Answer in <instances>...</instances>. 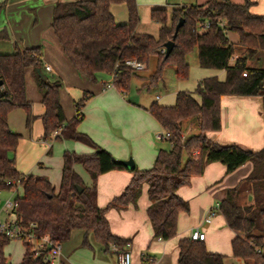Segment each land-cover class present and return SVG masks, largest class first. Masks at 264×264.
Masks as SVG:
<instances>
[{"label": "trees", "instance_id": "obj_1", "mask_svg": "<svg viewBox=\"0 0 264 264\" xmlns=\"http://www.w3.org/2000/svg\"><path fill=\"white\" fill-rule=\"evenodd\" d=\"M124 3L128 21L118 23L111 10L112 5ZM251 0L243 3L231 0H207L202 4L176 6L171 15L168 9L156 6L151 9V19L159 23V34L138 32L141 22L137 0H70L57 1L54 6L52 28L65 55L74 68L87 80L99 81L100 73L113 75V85L125 93L131 80L141 76L138 70L126 65V61L138 60L146 64L156 60L153 73L145 85L153 87L162 80L167 67H173L178 79L189 77L188 54L198 51L199 65L204 68L225 69L226 79L217 76L202 79L194 93L179 91L174 105L151 103L147 110L163 128L171 132L169 148H160L154 165L145 170L136 166L131 169L133 177L122 194L116 196L107 207L98 204V177L115 169L127 167L99 145L89 134L78 129L84 118V107L93 96L85 91L75 101L76 115L67 120L61 104L62 82L52 79L42 60V48L18 45L13 53H0V191L14 185L22 187V195L16 196L18 204L14 213L22 225L37 224L40 234H50L54 239L68 241L74 230L85 231V243L91 233L105 251L111 244L123 247L128 240L114 234L106 217L110 207H122L139 198L144 183L148 184L151 204L148 215L154 228V236L163 240L178 232L181 212H189L190 203L178 194L182 185L204 172L207 163L219 161L232 172L247 161H252V172L238 185L227 189L220 203V211L230 228L240 232L232 240V255L211 252L204 241L190 236L178 243L177 264H264V146L257 151L236 144L223 145L212 140L207 132L221 128L220 98L222 95H260L264 113V68L252 67L249 60L258 50L264 51V15L251 11ZM184 19L177 36L175 28ZM210 22L203 29L201 24ZM228 32L238 36V44L247 47V53L232 64L234 42ZM8 34L0 32V39ZM175 44L169 55L163 52L166 42ZM32 69L36 85L42 94L45 107L40 116L44 126L42 138L53 139V133L61 130L56 139L68 138L91 146L94 152L76 153L65 151L62 179L59 190L49 178L20 172L11 156L15 152L21 134L11 129L9 114L16 108L27 112V127L34 118L32 103L26 93V72ZM40 69L44 77L38 73ZM246 72V74H244ZM195 118L199 131L183 137V121ZM186 160L184 161V158ZM80 163L90 174L92 184L85 185L74 169ZM10 182V183H8ZM250 186L252 200L241 202L244 185ZM82 190H79V187ZM11 239L0 233V264H7L5 246ZM154 257L145 252L142 264H154ZM18 264H40L25 245L23 260Z\"/></svg>", "mask_w": 264, "mask_h": 264}, {"label": "crops", "instance_id": "obj_2", "mask_svg": "<svg viewBox=\"0 0 264 264\" xmlns=\"http://www.w3.org/2000/svg\"><path fill=\"white\" fill-rule=\"evenodd\" d=\"M28 1L31 4H35L38 2L44 3L49 0ZM50 1H52L55 5V3L60 0ZM251 1L254 2L251 6V11L256 14H264V0ZM3 2H6L8 5L7 11L11 10L12 12L17 13L25 10L24 7H21V4L27 2V0H0V3ZM235 2L243 3L245 0H236ZM155 3L157 2L151 3V6H162L167 9L168 7L174 8L176 6H189V4L185 3L184 0H167L165 5H162L159 2V5H154ZM192 4L193 3L190 5ZM115 5L116 4L112 5L111 10L116 21L118 23L127 22L128 10L126 9L124 11L122 8H117L119 10L118 19L113 8ZM19 17H17L18 20L15 17L10 18L11 25H13L12 28L14 29V34H12V36L14 39L24 40L27 46L31 44L29 46H40L42 48V60L44 67L47 65L51 66V69L46 71L51 75L50 77L52 79H59L62 82L60 99L65 116L69 119L74 117L76 115L75 101L82 98L85 91L93 92V96L84 107V118L80 122L78 129L89 134L99 145L108 149L117 159L126 160L130 157H134L135 166L138 169L145 170L151 168L157 158L159 149L162 148L158 142L161 140L156 138V133L162 130L163 127L147 110V107L145 105L129 101L125 93L121 92L115 86L109 85L110 82L104 81V73L99 74V81L96 83L83 77L74 68L68 57L65 55L58 39L56 40V38L50 37V42L46 43L44 39L40 38V35L43 34L44 30L41 28V25L33 28L35 29L34 34L31 40L27 41V39L24 38L23 34L20 32L21 25L19 23L21 21V17L20 21ZM7 22L10 23L8 19ZM157 24L159 25V23ZM17 29H19V32H16ZM137 30L140 33H148L140 31V24ZM230 34L231 32L228 34L229 37ZM230 39L232 40L231 37ZM232 41L234 42L235 53L230 62L233 64L239 56L246 55L247 47L238 44V38L237 41ZM3 50L5 49L0 48V53H12L10 51L5 52ZM263 58L264 51L258 50L249 60V65L252 67L264 68V65H260V61ZM204 69L206 70L201 72L202 75H200L201 77L199 78L198 83L202 79L211 76H217L220 80L226 79L227 71L225 69ZM27 71L26 76L30 73V77H32V80H30L26 89L27 97L32 101V113L34 115L32 122H42L40 116L45 110L42 103V94L37 88L32 69H28ZM164 77L165 75H163L161 81L166 87L167 84ZM197 86L194 90L180 87V89L175 91V95L177 96L179 91H190L194 94L198 101H201V97L194 93ZM157 99L161 100L162 97L157 95ZM158 100L156 101L160 103ZM160 104L170 106L175 103L171 102L168 104ZM220 113L221 128L217 131L207 132L208 136L212 140L223 145L236 144L254 151L260 150L264 146V113L262 96L222 95L220 98ZM25 116H27V113L22 108L14 109L9 114L10 126L13 125V123L19 118L24 120ZM188 120L190 119L183 121V133H185V136L193 133L192 125H188L185 129ZM27 129H32V123L31 128L27 127ZM45 143L47 142L45 141ZM75 143L74 148L79 153L89 154L94 152V149L87 144L80 141H75ZM47 146L51 147L50 143H47ZM170 146L171 144L169 142V147ZM39 165H41V167L43 166L41 163H39ZM80 165L82 168H80ZM253 168V162L247 161L234 171L228 173L226 165L222 162H210L206 164L202 174L193 176L189 184L182 185L177 192L181 197L190 201V210L189 212H181L179 214L178 232L175 235H179L177 238L172 237L171 239L163 240L154 236V228L147 211L149 205L151 204V200L148 195V184L143 185L141 194L136 202L122 207H110L106 210V217L108 218L112 232L125 238L131 243L133 256L132 264H142V255L145 252L154 257V264H177L179 256V240L190 236L189 232H191L194 228V225L189 226L186 222H183V213L190 214L187 219L197 215L200 216V218H203L204 216L201 225L198 227H200L203 232L208 231L210 234L207 236L205 232L206 239L204 241L209 251L219 253L225 251L229 252L230 246L232 251V240L241 233L228 226L223 214L220 218H218L216 224L211 226L214 223V217L216 215V208H213L212 205L215 201H218L217 204H220L226 196L227 189L238 185L242 180L248 177ZM74 169L82 177L85 185L90 186L92 184L90 174L86 171L82 164L76 163L74 165ZM36 176L49 178L50 181L52 180L54 182V184L56 183V186L54 184L53 185L57 188V190H59L62 179V171L59 185L57 183L58 181L51 179L50 173L48 172H44V175ZM132 177L133 172L129 168L115 169L101 174L97 181L98 204L101 207H107L116 196L123 193L131 182ZM250 196V186L246 184L241 191L242 204L245 205L249 203L252 200L250 199ZM246 197L247 202H244L243 199ZM194 202L195 206L193 205ZM210 210H213L214 213L212 215L211 222L208 223L205 221V218L208 216ZM218 210L220 211V209ZM214 234H219L221 236L219 244L213 241ZM227 243L229 245H227ZM223 246L226 249H223ZM104 252L106 253L105 255L111 253L113 264H117L116 254L114 253L112 246H110L109 251H105L104 249ZM64 258L65 263L69 264L70 262L68 257L64 255ZM104 259L107 261L106 263H110L109 258L105 257Z\"/></svg>", "mask_w": 264, "mask_h": 264}, {"label": "rangeland", "instance_id": "obj_3", "mask_svg": "<svg viewBox=\"0 0 264 264\" xmlns=\"http://www.w3.org/2000/svg\"><path fill=\"white\" fill-rule=\"evenodd\" d=\"M166 1L167 0H137L141 17L140 31L148 32L150 34L158 36L160 26L151 19V9L153 7L151 6V3L157 2L154 5H159V2L162 5H165ZM184 1L185 3L190 5L191 3L202 4L206 0ZM231 1L235 2L236 0ZM7 6L8 5L6 4V2L0 3V32L5 31L8 34L7 39H0V48L5 49L3 51H10L13 53L16 50L17 45L20 48L31 47L29 46L31 44L27 46L24 40L13 38L12 34H14V29L12 28L13 25H11L10 22V18L13 17H15L17 20V17H21V21L19 17V24L21 25L20 32L23 34V37L27 39V41H30L34 34L35 29L33 28L40 25L41 28L44 29L43 34L40 35L41 39H44V41L48 43L50 42L51 38H56L54 30L52 28L53 11L55 6L52 1L49 0L44 3L38 2L35 4H31L27 0V2L21 4V7H24L25 10H23L22 12L19 11L17 13L12 12L11 10L7 11ZM113 8L115 10L117 18L119 19V10L117 8H122V10L125 11L127 9V6L124 3H120L116 4ZM172 10V7H168L169 15H171ZM7 19L10 23L7 22ZM16 32H19V29H17ZM230 37L232 38V40L237 41L238 37L236 33L231 32ZM188 62L190 63V73L187 79L179 80L175 75L174 68L170 66L167 67L164 71V80H166L167 84L166 87L163 85L162 81L159 83V86L156 85L153 87H148L147 85H145V83L147 82V77L154 72L156 67V60L155 58H152L149 64V68L140 70L139 72L141 73V76H136L131 80L130 88L126 92L127 99L133 103H139L141 105L149 107L151 103L158 100L157 95H160L162 97L161 100H158L160 103H175V91L180 89V87H184V89L194 90L197 86L199 78L201 77L200 75H202L201 72L203 70H206L199 65L197 49H194L188 54ZM260 63V65H264V58L260 61ZM47 74L51 76L48 72ZM103 79L106 82L112 83L113 75L111 73H104ZM25 80L27 81V89L28 83L30 82V80H32V77H30V73L27 74ZM23 110L25 111V109ZM26 117L27 116H25L24 120H21L20 118L17 119L13 123V125H11V129L13 131L22 134V138L19 141L15 152L11 153V156L15 158L16 167L20 172L24 174L31 173L34 175H44V172H48L50 173L51 179L58 181L57 183L59 185L61 179L64 152L69 151L79 153L74 148L76 143L72 139L63 137L59 139H56L54 137L53 139L44 140L42 138L44 133L43 123L41 121H39L38 123L34 121L32 122V129L29 130L26 127ZM66 118L67 120H71L73 117L70 119L68 117ZM188 125L193 126V133H197L199 131L197 120L195 118H192L187 121L185 129ZM45 141L47 143H50L51 147L47 146V143H45ZM158 142L160 143L161 147H169V142L166 140ZM185 160L186 157L184 158V161ZM39 163L43 164V166L41 167ZM80 168H82L81 165ZM51 182L54 184L52 180ZM145 184L147 183H144L143 185ZM54 185L56 186V183ZM22 193L23 190L20 185H18L15 189L10 188L0 191V220H5L8 218L13 219L15 217V213H7V211L4 209V205L7 200L15 199L17 195H22ZM243 201L247 202V197L244 198ZM217 202H214V204L212 205L213 208L217 207ZM193 205L195 206V202L193 203ZM215 211L216 215L214 217V223L211 226H214L218 218L222 216V213L218 209H215ZM183 214V222H186V224L189 226L194 225V227H198L201 225L202 220L204 219V216L203 218H200V216L198 215L187 219L190 214ZM205 232L207 236L210 235L208 231ZM178 236L174 237L177 238ZM84 240L85 231L76 229L73 231L71 238L68 241L63 242V254L68 257L69 262L71 264H108L106 263L107 261L104 259L105 257L110 259L109 264H113L111 253L105 255L106 253L103 249L104 246L99 241H97L91 233L88 235L89 243L86 244ZM213 241L219 244L221 241V236L219 234H214ZM227 245L229 244L227 243ZM223 249L226 248H224L223 246ZM5 253L8 258V264L20 263L23 260L25 253V245L23 241L19 239H12L9 244L5 246ZM220 253L227 255L229 259L239 262V260L233 257L231 246L229 252L225 251Z\"/></svg>", "mask_w": 264, "mask_h": 264}, {"label": "built area", "instance_id": "obj_4", "mask_svg": "<svg viewBox=\"0 0 264 264\" xmlns=\"http://www.w3.org/2000/svg\"><path fill=\"white\" fill-rule=\"evenodd\" d=\"M203 29L210 27V22L205 21L201 24ZM166 52V48L162 49ZM126 65L134 68L135 70L146 69V64L138 60H127ZM46 70H50L51 66L47 65ZM246 74V72H244ZM109 85H113L110 83ZM61 130H57L53 133V138L60 134ZM183 137L185 135L183 134ZM156 138L158 140H170L171 132L165 128L156 133ZM10 183V182H8ZM18 185H14L12 188H17ZM18 204L16 199H9L4 205V209L7 213H14ZM216 209H220V204H217ZM214 211L210 210L205 221L210 223ZM37 224L31 222L29 225H22L15 217L13 219L8 218L5 220H0V233L6 234L11 240L19 239L23 241L24 245L28 247L29 252L32 256L40 261V264H66L63 254V243L54 239L50 234H40L36 230ZM190 237L196 241H205L206 234L201 230L200 227H194L190 232ZM114 253L116 254L117 264H132L133 256L131 251V243L127 242L123 247L116 244H111ZM8 264V261H7Z\"/></svg>", "mask_w": 264, "mask_h": 264}, {"label": "water", "instance_id": "obj_5", "mask_svg": "<svg viewBox=\"0 0 264 264\" xmlns=\"http://www.w3.org/2000/svg\"><path fill=\"white\" fill-rule=\"evenodd\" d=\"M184 23V19L181 18L180 21L178 22V24L176 25V28H175V33H174V38L177 36L178 34V31L180 29V27L183 25ZM174 44H175V41L172 39L168 42H166L165 44V48H166V55H169L170 52L172 51L173 47H174ZM38 73L40 74V76L44 77V74L43 72L38 69ZM2 84V80L0 79V85ZM116 161L120 164H123L124 166H126L127 168L129 169H132L134 168L135 166V162H134V159L132 157H130L129 159H116ZM79 187V190L81 191L82 190V187L78 186ZM250 199H252V195L250 196Z\"/></svg>", "mask_w": 264, "mask_h": 264}]
</instances>
